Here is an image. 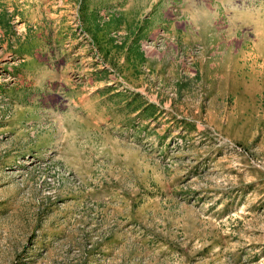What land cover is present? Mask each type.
<instances>
[{
  "label": "rangeland",
  "instance_id": "1",
  "mask_svg": "<svg viewBox=\"0 0 264 264\" xmlns=\"http://www.w3.org/2000/svg\"><path fill=\"white\" fill-rule=\"evenodd\" d=\"M0 264H264V0H0Z\"/></svg>",
  "mask_w": 264,
  "mask_h": 264
}]
</instances>
